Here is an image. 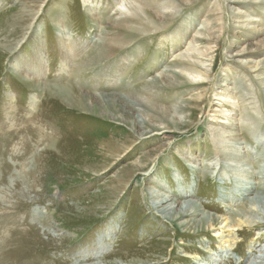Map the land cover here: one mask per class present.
I'll use <instances>...</instances> for the list:
<instances>
[{
  "label": "rangeland",
  "instance_id": "374dc122",
  "mask_svg": "<svg viewBox=\"0 0 264 264\" xmlns=\"http://www.w3.org/2000/svg\"><path fill=\"white\" fill-rule=\"evenodd\" d=\"M144 1L0 0V264H264V215L246 198L228 199L238 197L233 177L252 187L248 197L260 190L264 199V0ZM139 17L152 27L121 32L142 24ZM33 30L47 61L40 80L67 83L70 102L49 96L46 85L38 92L13 68L17 55L28 56ZM61 37L74 42L65 69ZM112 71L114 88L94 77ZM98 88L152 94L178 119L159 139H142L132 126L135 104L115 99L109 107L93 97ZM29 111L28 128L50 140L24 130ZM149 112L150 129L159 120ZM7 113L20 122L8 128ZM175 174L189 196L176 194ZM152 175L179 197L166 216L149 203ZM185 196L204 217L195 227L176 215ZM230 216L234 225L249 221L229 233Z\"/></svg>",
  "mask_w": 264,
  "mask_h": 264
},
{
  "label": "bare ground",
  "instance_id": "6f19581e",
  "mask_svg": "<svg viewBox=\"0 0 264 264\" xmlns=\"http://www.w3.org/2000/svg\"><path fill=\"white\" fill-rule=\"evenodd\" d=\"M144 1V0H143ZM148 1V0H147ZM145 2V1H144ZM91 4V3H90ZM149 6V5H148ZM55 11H52L51 12V16L53 17V20L54 22L56 23V27L60 30H65V28L63 27L64 25L62 24L61 22V19H60V14L57 12V8L54 9ZM40 11V10H39ZM156 12V11H155ZM156 15L158 14L159 17H165V16H162L161 14H159L158 12L155 13ZM154 15V14H153ZM136 16V15H135ZM134 16V17H135ZM147 16V15H146ZM132 17V16H131ZM137 17V16H136ZM150 17V16H149ZM148 17V18H149ZM130 18V17H129ZM151 18V17H150ZM127 19V18H126ZM140 20L141 22V19L142 18H137ZM149 20V19H148ZM147 20V21H148ZM153 20V19H152ZM151 20V21H152ZM126 21V20H125ZM130 21V20H128ZM136 21V20H135ZM143 21V20H142ZM150 22V21H149ZM149 22H141L142 24H140L139 26H128L126 28H121V32H123V34H125L127 31L129 33H132L131 35H133V33H141L143 30L147 29V28H150V26L152 25L151 22L149 24ZM152 27V26H151ZM36 29V28H35ZM120 30V28H118ZM209 29V28H208ZM121 32L120 35L122 34ZM128 32L126 34H128ZM36 33V30H33L32 32V35L31 37L29 38V42H27V46H26V49L28 52V56L27 57H21L19 58V55H17L15 61H13V68H15V70H17V72H22V73H25L27 75H29V79H24L25 77H23V81H25L29 86L31 87H34L37 89L38 92L42 91L43 88H41V85H46L48 90L49 91V96H55V97H58V98H61L62 100H64L65 102H70V98H71V95H70V90H71V86H69L67 83H63V84H49V83H44L40 80V76L43 75V66L46 67L47 65V61H45L46 59V56L44 54V50H43V44L41 43L40 41V38L37 37V35L35 34ZM125 34V35H126ZM114 35V34H113ZM129 35V34H128ZM116 36V35H115ZM124 36V35H123ZM136 37V36H135ZM69 38V36H68ZM130 38V37H129ZM132 38V37H131ZM130 38V39H131ZM71 40V37L69 38ZM111 39V38H110ZM138 39V38H137ZM140 39V38H139ZM69 44V45H68ZM72 44H74V42L71 41L68 42L67 41V38L66 37H61L59 38V45H60V68L61 69H65L67 67V64H68V60H70V56H72V50H73V47H72ZM77 45V49H81V45L79 46L78 44ZM116 48V47H115ZM171 48V47H170ZM113 50V49H112ZM112 53H115V52H111V55ZM95 60L93 61H80L78 64H76V66L74 67V69L72 70V73L74 71V74L75 75H79L80 72H81V69H83L86 64L88 65H91L92 63H94ZM201 65V64H200ZM184 67V66H183ZM183 67H179V66H176V68H180V69H183ZM201 67V66H200ZM207 68V67H206ZM90 69V67L88 68ZM87 69V70H88ZM120 69V68H119ZM119 69H116V70H119ZM197 69V68H195ZM185 70V69H184ZM122 71V70H121ZM200 71V70H199ZM99 74V75H98ZM199 74V73H198ZM206 74V73H205ZM118 73L116 71H112L108 74H103L101 72L99 73H96L94 77H97V79L99 77H103V78H107L108 80L110 79L111 82L110 85L107 87H111L113 86L112 88L116 87L118 84L116 82V80L114 81V78L117 77ZM160 76V75H159ZM162 76V75H161ZM195 78V77H194ZM65 81V80H64ZM67 82V81H66ZM182 82V81H181ZM169 83V82H168ZM166 82V84H168ZM263 84V83H262ZM173 85V84H172ZM175 85V84H174ZM80 87L82 88H85V90L87 92H91L88 88V86H84V84L80 85ZM98 93L99 95H97L96 93H93V97L96 98L97 100H102L103 102H107L108 106L111 107L113 105L112 102L116 100L118 101H125L126 103L129 102L130 103H133L135 104V108L137 110V114L135 113V116L138 117L135 118L137 119L136 121H134L135 119H133L132 121V126L133 128L137 131L136 133L139 135L140 138L142 139H148L151 141L153 138H158L159 139V136H161V134L163 133L164 131V128L166 129L167 127L165 126L167 124V122H170L171 120L173 119H178V116L175 115V111L172 110V107L170 108V106H167V107H164L162 105H159L160 103H158L156 101V99L154 98V96H152V94H150V97H147L145 98V96L143 97L141 94H124V93H121V92H109V91H105L103 90V88H98ZM85 92V91H84ZM40 95V94H39ZM73 95V93H72ZM148 96V95H146ZM35 97L36 96H32V94L30 95L29 97V100H30V105L31 107L33 106V103L35 102ZM90 98V97H89ZM92 98V97H91ZM72 99V98H71ZM89 100V99H88ZM91 100V99H90ZM94 101V100H93ZM92 101V102H93ZM75 103H78L80 104L81 101H76ZM118 103V102H117ZM121 105V103H119ZM123 104V103H122ZM117 106V105H115ZM114 106V107H115ZM169 107V108H168ZM128 108V107H127ZM122 109V108H121ZM152 110L154 112V114H156L157 116V120H159V124L158 125H152V128H145V125L144 123L145 122H149V120H147V115H146V110ZM134 111V110H133ZM132 111V112H133ZM119 112V111H118ZM153 112H149V113H153ZM31 112L29 111L25 116V125H24V130L25 129H29L30 132L36 128V133H37V136L40 138V140H50L49 136H47L46 134L43 133V131L38 128L37 126L36 127H29L28 128V123L31 124V122L34 120V117H31ZM134 114V113H132ZM105 115V114H104ZM7 116H8V124H7V127L9 128L11 125H12V119L14 118L12 115L9 116V114L7 113ZM114 116V115H113ZM129 116V115H128ZM118 118V117H117ZM124 118V117H123ZM127 118V117H126ZM180 118V117H179ZM15 119V122L18 123V121L20 122V118L17 120L16 118ZM31 120V121H29ZM126 120V119H124ZM129 120V119H128ZM120 121V120H119ZM118 121V122H119ZM126 123V122H125ZM128 123V122H127ZM222 123V121H221ZM224 123H222L221 125H223ZM148 127V126H147ZM221 127V126H219ZM172 128V127H171ZM133 129V130H134ZM158 130V131H157ZM176 131V130H175ZM225 132V131H224ZM9 135V134H7ZM7 135L5 136V138L7 137ZM33 135V134H32ZM36 136V138H37ZM156 136V137H154ZM192 136V135H191ZM231 137V136H230ZM35 138V139H36ZM151 138V139H150ZM219 138V136H218ZM39 140V139H38ZM138 140V139H137ZM140 140V139H139ZM239 140V139H238ZM37 141V140H36ZM144 141V140H143ZM190 141V140H189ZM38 142V141H37ZM44 142V141H43ZM154 142V141H153ZM137 143V142H136ZM142 144V143H141ZM174 144V143H173ZM138 148V147H137ZM152 148V147H151ZM134 149V148H133ZM179 149V148H178ZM147 150V149H146ZM149 150V149H148ZM153 150V148H152ZM149 151L145 152V153H148ZM193 154H191L192 156ZM223 155V154H222ZM158 160V159H157ZM151 161L153 162L154 159L152 158ZM150 161V162H151ZM30 162V161H29ZM138 166V165H137ZM141 166V165H140ZM146 168V167H145ZM193 169V168H192ZM29 170V166L28 165H25L24 168H23V172L26 173L27 171ZM155 171V170H154ZM139 172V171H138ZM140 173V172H139ZM141 174V173H140ZM179 174V173H178ZM178 174H175V175H172L173 176V180H174V183L176 185V194H178L179 196H182V195H188V190L187 188H185L186 186L183 185L184 183L182 181L179 180L178 178ZM232 178V177H231ZM24 179V178H23ZM233 180L231 184L232 185V192L233 193H236L237 196H230L228 197V199L232 200V201H237L239 199H247L248 201L250 200V203H252L253 205V208L255 211H257L258 213H261L262 215H264V199L262 197V195H260V190H255L253 191L254 194H252L253 196L251 197H248L247 195V192L252 189L251 186H249V184L244 181V179H241V180H237L235 179L234 177L232 178ZM149 180H152L153 182H155V184H157V186H154L153 188H149L148 191H147V195L149 196V203L150 205L156 210V212L160 213V214H163L164 216L170 214L173 210V207L177 201V199L179 197L177 196H174L173 194L171 193H168L167 192V189L170 187V186H167V181L166 179H161V180H158L155 175H152L151 179L149 178ZM191 185V183H190ZM253 185V184H252ZM163 189V190H161ZM229 195V194H227ZM232 195V194H231ZM189 196V195H188ZM247 196V197H246ZM264 196V195H263ZM186 197V196H185ZM222 197V196H221ZM224 198L225 195H224ZM251 198V199H249ZM185 199V200H184ZM191 198H183V201L179 206V208L176 210V215L181 213L182 214V217L185 218V220L182 222L183 225H187V226H193L195 227L196 225H199V223L204 220V217L200 215V212H199V209L197 208V206L191 204ZM251 205V204H250ZM255 207V208H254ZM248 212L251 213L252 210L251 208H247ZM241 212V211H240ZM246 212V210H245ZM247 212V213H248ZM242 213V212H241ZM244 213V211H243ZM246 213V214H247ZM240 213H237V216L239 215ZM244 213V215H246ZM259 214V215H261ZM200 216L198 219L197 216ZM232 216V215H231ZM224 217V220H226V228H225V231L231 233L229 227H235L236 225L239 226L241 224H244L245 220L246 221H249V219H245V220H240L238 222V224L234 225L232 220H230V218L232 217H235V216H232V217ZM245 217V216H244ZM249 217V216H248ZM39 218V223H40V217H37ZM219 219V217H218ZM258 222V221H257ZM257 222H254V223H257ZM250 224V222H248ZM262 224V222H261ZM236 226V227H237ZM40 227H42L43 229L45 228L43 225L40 224ZM194 230V229H193ZM230 230V231H229ZM115 232V231H114ZM106 234V233H105ZM227 237L229 236V234H226ZM225 235V236H226ZM106 236L108 237V235L106 234ZM112 236V234H111ZM106 238V237H105ZM232 239V238H231ZM227 241H224V242H228V239H226ZM103 243V242H102ZM100 242V240L97 241V245L96 247H94L95 249H98V250H101L104 245ZM228 244V243H227ZM228 247H229V244H228ZM263 247V246H262ZM261 247V248H262ZM224 248V247H223ZM230 248V247H229ZM228 248V249H229ZM264 248V247H263ZM227 249V250H228ZM222 252L224 250H221ZM263 252L261 253L262 256H264V249L262 250ZM220 252V251H219ZM230 252V251H229ZM99 253V252H98ZM227 254V253H226ZM94 255V253L92 254ZM221 256V253L219 254ZM215 260V259H214ZM253 260V259H252ZM249 261V260H248ZM251 261V260H250ZM198 264V263H197ZM252 264V262L250 263Z\"/></svg>",
  "mask_w": 264,
  "mask_h": 264
}]
</instances>
